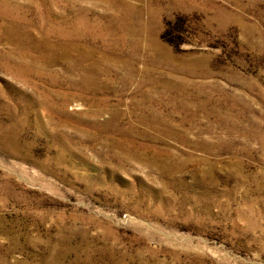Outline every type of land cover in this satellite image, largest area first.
<instances>
[{"label": "rangeland", "instance_id": "rangeland-1", "mask_svg": "<svg viewBox=\"0 0 264 264\" xmlns=\"http://www.w3.org/2000/svg\"><path fill=\"white\" fill-rule=\"evenodd\" d=\"M0 264H264V0H0Z\"/></svg>", "mask_w": 264, "mask_h": 264}]
</instances>
